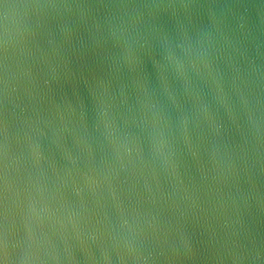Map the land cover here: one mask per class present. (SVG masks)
Wrapping results in <instances>:
<instances>
[{
  "label": "water",
  "instance_id": "obj_1",
  "mask_svg": "<svg viewBox=\"0 0 264 264\" xmlns=\"http://www.w3.org/2000/svg\"><path fill=\"white\" fill-rule=\"evenodd\" d=\"M0 264H264V0H0Z\"/></svg>",
  "mask_w": 264,
  "mask_h": 264
}]
</instances>
